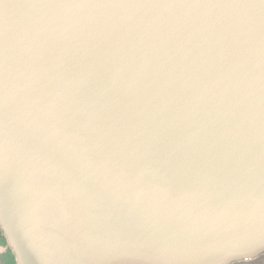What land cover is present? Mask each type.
<instances>
[{"label": "water", "instance_id": "water-1", "mask_svg": "<svg viewBox=\"0 0 264 264\" xmlns=\"http://www.w3.org/2000/svg\"><path fill=\"white\" fill-rule=\"evenodd\" d=\"M0 226L17 264L264 252V0H0Z\"/></svg>", "mask_w": 264, "mask_h": 264}, {"label": "flooded vegetation", "instance_id": "flooded-vegetation-1", "mask_svg": "<svg viewBox=\"0 0 264 264\" xmlns=\"http://www.w3.org/2000/svg\"><path fill=\"white\" fill-rule=\"evenodd\" d=\"M0 264H17L16 257L10 248L7 238L0 226ZM231 264H264V252L252 259H244Z\"/></svg>", "mask_w": 264, "mask_h": 264}]
</instances>
